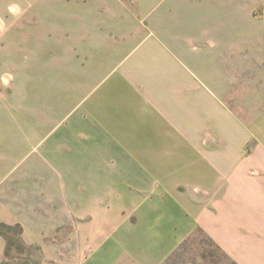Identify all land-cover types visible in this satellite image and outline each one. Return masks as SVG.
<instances>
[{
  "label": "crops",
  "instance_id": "1",
  "mask_svg": "<svg viewBox=\"0 0 264 264\" xmlns=\"http://www.w3.org/2000/svg\"><path fill=\"white\" fill-rule=\"evenodd\" d=\"M21 1L11 5L17 15L33 0ZM153 4L163 9L148 16L143 8ZM70 7L60 5L58 62L67 70L76 64L78 90L71 104L51 93L62 81L51 83L48 52L39 66L28 55L27 116L38 125L27 159L43 167L56 196L74 198L76 211L99 228L112 227L122 213L125 223L138 218L122 256L80 264H158L196 228L238 264H264V119H251V135H237L235 157H228L224 104L199 78L211 54L221 63L226 49H239L244 20L264 21V0H73ZM228 25L236 33L240 26V34H229ZM12 79L14 86V72ZM157 149L176 151L178 161L167 162L179 167L176 176L160 168L159 152L147 158ZM177 151L204 156L191 164L192 177H179L189 168ZM84 242L121 245L112 238Z\"/></svg>",
  "mask_w": 264,
  "mask_h": 264
},
{
  "label": "rangeland",
  "instance_id": "2",
  "mask_svg": "<svg viewBox=\"0 0 264 264\" xmlns=\"http://www.w3.org/2000/svg\"><path fill=\"white\" fill-rule=\"evenodd\" d=\"M14 2L21 7L23 5L21 0H0V264H80L85 259H115L122 256L120 249L129 248L122 244L129 243L127 239L137 234L138 230H133L138 221L136 215L128 217L131 223L129 227H126L128 220L125 223L123 218L127 215L122 213L116 217L117 221L112 227L99 228L101 223H93L90 214L76 211L74 198L56 196L59 192L53 183L46 180L43 167L29 164L27 159L29 153L26 145L30 144L32 128L36 131L38 125L35 122L33 127L27 116L30 104L26 96L28 55L30 61L39 66L44 61L43 54L48 52L45 61L52 59L49 63L51 83L62 81L61 89L52 85L51 93L57 90V95L62 93L67 98L66 102L71 104L78 90L75 85V62L72 60L75 66L72 64L70 70H67L68 67L61 68L57 50L58 30L63 26L60 22L63 20L59 17L60 5L62 3L66 9H70L73 0H33L30 6L24 7V10L22 8L19 15L11 6ZM162 9V6L153 4L145 6L143 11L153 16ZM227 29L229 34L239 35L241 28L236 29L237 33L233 26L228 25ZM241 31L242 44L239 49H226L222 53L226 61L221 63L215 61L216 54H211L210 69L203 76L199 74L202 82L209 87L212 98L216 97L224 104L221 116L225 131L221 134V141L225 143L222 147L226 149L227 156L232 158L235 157V137L251 135L252 118L255 121L259 119L258 122L264 119V21L244 20ZM211 50L213 53L217 49ZM38 73L42 78V70ZM43 88L48 92L47 86H37L36 89L40 91ZM217 102L212 99L211 104L216 106ZM251 143L248 140L243 146L246 157L251 153ZM146 152L148 159H155L152 155L159 152V160L164 161L160 168L166 169L173 177L177 175L179 167H176V171L172 165L167 166L168 161H178L176 151H173V156L169 155V149ZM181 152H185V155L179 156L177 151L182 159L180 165H184L186 159L189 172L181 171L179 177H192L195 167L191 164L195 160H203L204 156L187 157L186 151ZM259 155L264 157L262 151ZM258 168L264 175V166L259 165ZM92 237L112 238L121 245H91L84 242ZM99 249L110 252L98 253ZM158 264L238 263L202 229L196 228Z\"/></svg>",
  "mask_w": 264,
  "mask_h": 264
},
{
  "label": "bare ground",
  "instance_id": "3",
  "mask_svg": "<svg viewBox=\"0 0 264 264\" xmlns=\"http://www.w3.org/2000/svg\"><path fill=\"white\" fill-rule=\"evenodd\" d=\"M13 8H14V6H13ZM1 25V24H0Z\"/></svg>",
  "mask_w": 264,
  "mask_h": 264
}]
</instances>
